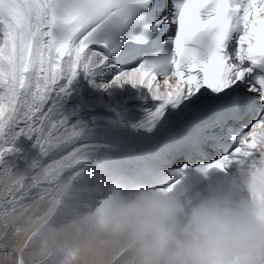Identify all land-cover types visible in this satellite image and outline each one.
<instances>
[{
    "label": "snow or ice",
    "instance_id": "6c2138e0",
    "mask_svg": "<svg viewBox=\"0 0 264 264\" xmlns=\"http://www.w3.org/2000/svg\"><path fill=\"white\" fill-rule=\"evenodd\" d=\"M77 85L96 91L93 109L135 102L130 168L93 164L126 151L127 133L106 111L69 112ZM262 162L264 0H0V239L60 189H171Z\"/></svg>",
    "mask_w": 264,
    "mask_h": 264
},
{
    "label": "clouds",
    "instance_id": "9594fccd",
    "mask_svg": "<svg viewBox=\"0 0 264 264\" xmlns=\"http://www.w3.org/2000/svg\"><path fill=\"white\" fill-rule=\"evenodd\" d=\"M79 193L80 195H76ZM264 162L196 184L113 181L26 204L6 264H264Z\"/></svg>",
    "mask_w": 264,
    "mask_h": 264
},
{
    "label": "bare ground",
    "instance_id": "6f19581e",
    "mask_svg": "<svg viewBox=\"0 0 264 264\" xmlns=\"http://www.w3.org/2000/svg\"><path fill=\"white\" fill-rule=\"evenodd\" d=\"M96 99L97 94L94 89H85L77 85L75 86V91L73 92L72 97L68 100L66 107L69 112L75 111L84 116H87L89 113L106 111L112 117H121L120 126L125 130L135 129L133 128V125L138 121L140 112L134 101L126 99L124 96L117 93L113 98L107 96L104 98L107 107L104 109H93L92 105L96 102ZM121 151V149L108 145L106 148H103L98 152L111 154Z\"/></svg>",
    "mask_w": 264,
    "mask_h": 264
}]
</instances>
